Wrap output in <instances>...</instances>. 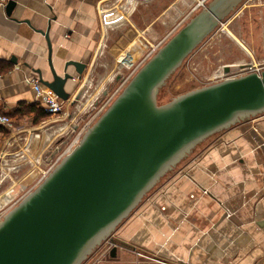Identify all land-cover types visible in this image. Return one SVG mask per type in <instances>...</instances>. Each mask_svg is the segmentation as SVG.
Listing matches in <instances>:
<instances>
[{
  "label": "water",
  "instance_id": "obj_1",
  "mask_svg": "<svg viewBox=\"0 0 264 264\" xmlns=\"http://www.w3.org/2000/svg\"><path fill=\"white\" fill-rule=\"evenodd\" d=\"M243 0H211L130 79L78 144L0 220V264H83L198 144L244 118L264 113V70L226 77L158 102L160 87ZM16 6L10 0L8 15ZM43 33V31H41ZM39 81L72 104L88 67L52 62ZM248 64L226 65L225 73ZM75 68V71L71 69ZM117 246L111 250L115 257Z\"/></svg>",
  "mask_w": 264,
  "mask_h": 264
},
{
  "label": "crops",
  "instance_id": "obj_2",
  "mask_svg": "<svg viewBox=\"0 0 264 264\" xmlns=\"http://www.w3.org/2000/svg\"><path fill=\"white\" fill-rule=\"evenodd\" d=\"M9 1L0 0V111L14 121L33 116L39 123L44 117L36 118L35 111L43 106L32 81L39 80L37 69L49 78L44 32H49L55 67L62 69L70 60L88 65L76 88H67L75 99L92 84L98 67L107 69L101 84L111 74L104 59L110 28L99 15L100 0H13L16 6L8 15ZM121 78L117 73L113 79ZM112 80H105L103 97ZM89 98L83 93L71 105L79 111ZM241 120L177 163L126 220L118 237L122 246L145 255L140 263L264 264V115ZM12 126L0 128V138L14 131Z\"/></svg>",
  "mask_w": 264,
  "mask_h": 264
},
{
  "label": "rangeland",
  "instance_id": "obj_3",
  "mask_svg": "<svg viewBox=\"0 0 264 264\" xmlns=\"http://www.w3.org/2000/svg\"><path fill=\"white\" fill-rule=\"evenodd\" d=\"M209 1L211 0H140L134 11H128L129 14L125 15L120 13L126 20L125 25L119 29H110L106 34L108 36L106 44L109 48L106 50L104 59H106V65H110V72L118 70L117 66L121 65L122 61H126L122 53L134 55L131 62H128L130 66L124 67L120 72L122 77H129L137 67L136 65L154 45L161 41H163L162 44L166 43ZM118 6H123V4H118ZM122 21L117 18L114 20L116 23ZM174 28H177L176 31L168 35ZM240 64L248 65L247 68L241 70L235 68L229 74L238 73L239 76V74L251 71L264 70V0H243L235 7L160 87L158 102L160 104L169 102L183 93L222 80L225 76L224 67L226 65ZM106 70V67H98L92 84L86 83L88 86L82 87L84 90L82 89L80 96L83 93L86 96L95 94L102 85L101 75ZM121 83L113 79L106 85V89L109 90L108 97H103L102 93L99 94L97 105L95 107L92 105L83 112H79L76 105H71L66 107L60 116L47 114L39 123H34L36 120L33 116L14 121L15 124L12 126L14 131L6 132L0 138V155L2 150L6 154L0 156V196H8V200L0 204V220L37 187L42 180L41 174L46 171L47 165L59 153L57 150L60 149L61 152L65 150L71 142L77 139L80 128L87 124L90 126L97 121L119 94L117 92ZM104 105L106 108L101 112ZM76 117H78L77 120H75ZM77 123L80 127L75 131ZM64 125L68 128L56 131ZM220 132L211 135L194 147L183 160H188L189 157L203 149ZM13 133L15 136L11 135ZM38 134L40 137L34 139V135L37 137ZM5 140L8 142L5 143ZM171 170L145 196L142 203L168 178L172 173ZM140 205L109 238L103 240L93 250L83 264H159L143 261L140 263V260L145 259V255L129 246H122L118 237L126 220L136 214ZM114 245L117 246L116 259L111 257Z\"/></svg>",
  "mask_w": 264,
  "mask_h": 264
},
{
  "label": "built area",
  "instance_id": "obj_4",
  "mask_svg": "<svg viewBox=\"0 0 264 264\" xmlns=\"http://www.w3.org/2000/svg\"><path fill=\"white\" fill-rule=\"evenodd\" d=\"M138 1H140V0H103V1L100 0L99 4H98V12H99V15H100L102 21L106 24L108 19H107V17H104V15H102L104 8H110V10L107 11L108 13H114V14L122 13L123 15H125L126 13L129 14L128 11L130 10V7L133 6L134 2H136V6L138 5ZM118 4H123V6H118ZM125 5H126V11L127 12L124 9ZM135 8L133 9V11L135 10ZM122 14H120V18H117V20H124V17ZM112 21H114V20L112 19ZM176 29L177 28L172 29L168 33V35H171L172 33H174L176 31ZM162 43H163V41L159 42L157 45H154L152 47V49H150L149 53L147 55H145V57L136 65L137 67L132 71V73L130 74L129 77H127V78L123 77V79L121 80V82H122L121 86H120L117 93L121 92V90L126 86V84L134 76V74L139 70V68L142 65H144V63H146V61H148L150 59V57L153 54H155L156 51L163 45ZM240 70H239V73H240ZM257 72L260 73L261 71L257 70ZM231 74H233V75H231ZM224 75H225L224 78L235 77V76H238V73H230V74L225 73ZM32 83H33L32 85H33L37 95L41 99L40 102L43 106V109L49 115L60 116L63 113V111L66 109V107H69V105H71V101L62 100L51 89L44 86L38 79H33ZM107 104H109V102ZM105 108H106V106L104 105L101 112L104 111ZM13 123H14V120L10 115H7L5 113L0 112V127L9 128L13 125ZM88 127H89L88 124L85 127H83V129L79 131V133H78L79 135H78L77 139H75V141L71 142V144L69 146H67V148L65 150H63L61 152L60 149H58L59 153L56 155V157L54 159H52L50 161L46 171H44L41 174L42 180L63 159V157L65 155H67L78 144L82 135L84 134V132L87 130Z\"/></svg>",
  "mask_w": 264,
  "mask_h": 264
},
{
  "label": "bare ground",
  "instance_id": "obj_5",
  "mask_svg": "<svg viewBox=\"0 0 264 264\" xmlns=\"http://www.w3.org/2000/svg\"><path fill=\"white\" fill-rule=\"evenodd\" d=\"M128 5V4H127ZM136 7V2H134L133 3V6H131L130 7V10L129 11H132L134 8ZM125 11H126V5H125ZM104 10H105V17H107V19H108V21H107V25H108V27L111 29V28H113V27H116V26H119V27H122L124 24H125V21L126 20H123L122 22H118V23H116V22H114V21H112V19L113 20H116V18H119L120 17V14L118 13V14H114V13H108L107 11L108 10H110V8H104ZM107 12V13H106ZM127 12V11H126ZM125 12V13H126ZM133 44V43H132ZM129 51V50H128ZM131 51V50H130ZM122 54H124L125 55V58H126V61H122L121 62V65H119V66H117L118 67V70H115V71H113V72H111V74L109 75V76H106L104 79L105 80H107V81H110V80H112L114 77H115V75H117V73H119L120 74V72H121V70L124 68V67H129L130 66V64L128 63V62H131V60L135 57L134 55H129V54H126V53H122ZM131 58V59H130ZM116 66V65H115ZM114 67V66H113ZM121 76H122V74H120ZM121 79H123V77L121 78ZM102 80V79H101ZM105 80H103L102 81V85L100 86L101 88H99L98 89V91L95 93V94H93L92 96H90V98L89 99H87L85 102L83 101V102H81V104L79 105V112H83L84 110H85V108H87V107H89L91 104H92V101L94 100V99H96V97H98V95L100 94V92H101V89H103L104 87H105V84H106V82H105ZM88 98V97H87ZM78 119V117H76V119L75 120H77ZM77 125H79L78 123H77ZM76 126V125H75ZM65 128H68V127H66L65 125H64V127H61V128H57L56 129V131H60V130H62V129H65ZM55 131V132H56ZM40 137V135L38 134L37 135V137L34 135V139L35 138H39ZM32 139V138H31ZM29 143V142H28ZM36 160V159H35ZM48 166V165H47ZM5 193V192H4ZM3 193V194H4ZM1 197V196H0ZM7 197L8 196H5V197H1V199H0V204H1V202L3 203L4 201H6V200H8L7 199Z\"/></svg>",
  "mask_w": 264,
  "mask_h": 264
},
{
  "label": "trees",
  "instance_id": "obj_6",
  "mask_svg": "<svg viewBox=\"0 0 264 264\" xmlns=\"http://www.w3.org/2000/svg\"><path fill=\"white\" fill-rule=\"evenodd\" d=\"M0 112H2V111H0ZM36 113V118H39V117H46L47 116V114L48 113H46L45 111H43L41 108H38L36 111H35ZM2 113H4V112H2ZM0 128H2V127H0Z\"/></svg>",
  "mask_w": 264,
  "mask_h": 264
},
{
  "label": "flooded vegetation",
  "instance_id": "obj_7",
  "mask_svg": "<svg viewBox=\"0 0 264 264\" xmlns=\"http://www.w3.org/2000/svg\"><path fill=\"white\" fill-rule=\"evenodd\" d=\"M243 69V68H242Z\"/></svg>",
  "mask_w": 264,
  "mask_h": 264
}]
</instances>
